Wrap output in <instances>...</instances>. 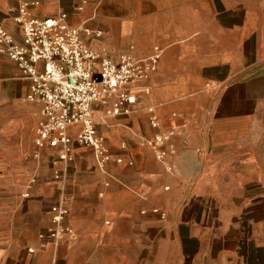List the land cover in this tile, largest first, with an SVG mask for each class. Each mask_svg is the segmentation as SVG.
Instances as JSON below:
<instances>
[{
    "label": "crops",
    "instance_id": "crops-1",
    "mask_svg": "<svg viewBox=\"0 0 264 264\" xmlns=\"http://www.w3.org/2000/svg\"><path fill=\"white\" fill-rule=\"evenodd\" d=\"M23 7L66 13L103 57L162 55L127 113L110 112L113 96L92 105L112 155L101 168L80 125L68 147L37 145L42 104L0 53V264H229L244 245L235 214L262 180L264 0H0L18 43ZM158 134L170 135L161 159ZM55 206L67 210L59 222Z\"/></svg>",
    "mask_w": 264,
    "mask_h": 264
},
{
    "label": "built area",
    "instance_id": "built-area-1",
    "mask_svg": "<svg viewBox=\"0 0 264 264\" xmlns=\"http://www.w3.org/2000/svg\"><path fill=\"white\" fill-rule=\"evenodd\" d=\"M67 17L60 13L36 19L27 16L24 7L20 8L16 22L22 29L23 42L18 43L0 22V53L13 60L30 81L26 99L42 104L37 145L68 147V129L80 125L78 142L94 150L96 162L102 168L112 155L104 137L96 131L92 105L113 96L116 99L110 112L127 113V106L137 100L130 93L131 86L156 69L162 49L155 46L150 55L141 58L127 54L117 60L103 57L84 42L83 29L70 25ZM84 31L88 33V29ZM150 122L153 127L158 126L155 117ZM169 137L158 134L149 142L160 159L166 153L160 147ZM52 211L57 222L67 214L65 208L58 206Z\"/></svg>",
    "mask_w": 264,
    "mask_h": 264
},
{
    "label": "rangeland",
    "instance_id": "rangeland-1",
    "mask_svg": "<svg viewBox=\"0 0 264 264\" xmlns=\"http://www.w3.org/2000/svg\"><path fill=\"white\" fill-rule=\"evenodd\" d=\"M262 137V180L261 182H254V184L257 183V186L260 185L259 189L261 191L258 189L256 192H252V195L249 196L248 207H251H249L245 213L242 212L241 214H235L236 216L234 218V223H232L231 236L232 238L241 239L244 245L240 247V250H237L234 254L230 255L232 260L229 264H256L255 260H259L261 262H259L260 264H264V250H256V248L260 249V247H263L264 249V132ZM254 205L257 206V208L261 207L259 212L258 210L255 212L256 209H253ZM256 226H261L259 229V234H261L263 238L261 240H258L255 233ZM231 248V252L233 253L235 248ZM211 258L212 254L206 259L209 260Z\"/></svg>",
    "mask_w": 264,
    "mask_h": 264
}]
</instances>
